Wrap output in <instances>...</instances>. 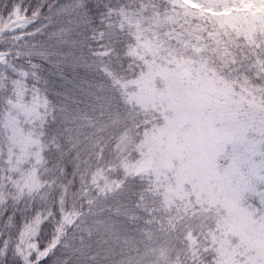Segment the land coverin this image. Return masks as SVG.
I'll list each match as a JSON object with an SVG mask.
<instances>
[{"label": "rangeland", "instance_id": "rangeland-1", "mask_svg": "<svg viewBox=\"0 0 264 264\" xmlns=\"http://www.w3.org/2000/svg\"><path fill=\"white\" fill-rule=\"evenodd\" d=\"M241 2L254 6L255 0ZM111 3L118 8L101 33L106 46L89 62L103 73L92 74L80 86L91 92L77 93L73 109L61 118V129L80 170L88 168V158L93 161L77 177L78 184L102 192L119 178L126 181L118 200L117 195H99L95 211L65 236V245L76 252L69 264H174L181 253L205 251L207 264H264L262 61H239L244 68L239 73L222 69L208 59L213 52L203 56L200 37L189 41L186 36L181 46L175 45L178 39L165 19L147 14L143 5ZM169 3L196 9L190 0ZM84 20L82 15L76 22ZM247 31L248 38L241 33L250 45L253 40L264 46V25ZM224 47L219 52L229 54ZM234 60L230 56L226 61ZM16 73L0 113V202L29 196L41 187L43 174L54 169L43 165L45 101L36 90L25 98V72ZM87 152L90 157L84 159ZM58 204L55 235L70 223L69 213L76 207L64 209L62 199ZM12 206L18 209L16 200ZM49 213L26 216L18 231L19 252L36 248L41 214L46 218ZM59 259L64 260L61 252L53 257Z\"/></svg>", "mask_w": 264, "mask_h": 264}, {"label": "trees", "instance_id": "trees-1", "mask_svg": "<svg viewBox=\"0 0 264 264\" xmlns=\"http://www.w3.org/2000/svg\"><path fill=\"white\" fill-rule=\"evenodd\" d=\"M112 1L0 0V113L5 109L3 101L11 95V81L17 77L16 71L21 69L25 72V98L30 97L36 90L42 94L45 101L46 116L40 125L43 142L46 144L43 165L54 168L51 173L43 174L44 181L37 191L18 200L8 196L0 202V264L71 263L74 257L71 253L75 251L65 245V236L73 231L74 225L81 217L85 218L86 213L90 215L95 211L100 200L99 195L112 194V198L117 195L114 199L118 200V191L125 179H117L115 186L102 192L94 189L92 184H78L77 177L84 176L93 161L88 158L90 154L85 153L84 159L87 157L88 163L84 165L88 168L80 170L81 165L75 163L70 139L63 136L61 129V118L73 109V100L76 99L77 93L83 90H86L85 94L91 92L87 90V86L85 89L80 86L88 83L92 74L103 73L97 64L89 65V62L97 58L96 55L105 48L103 45L106 46V36L104 32L101 33L105 23L113 19L114 10L118 8ZM115 1L132 8L143 5L141 8L148 11L147 14L162 22L165 19L170 34L178 39L177 43L174 42L175 45L181 46L186 40L182 39L186 36L192 39L189 41L196 40V36L200 37V42L205 44L203 56L213 52L209 54L208 59L214 61L213 63L222 64V69L230 67L239 73L244 70L239 61L257 59L261 60L264 66V46L261 47V44H257L259 41L253 40L250 41L255 44L250 45L241 32L222 28L216 14H210L206 8L191 9L186 5L180 8L175 3H169V0ZM54 6L62 9L53 13L50 9ZM261 6H264V0H255L254 11ZM82 15L86 20L82 23L76 22ZM58 22H61V25L56 26ZM119 38L122 39L121 36ZM214 38L225 42H214ZM231 38H234L236 43L233 44ZM228 41V47H224ZM220 45L229 49V54H221ZM254 51L257 53L254 54ZM230 56L235 60L228 65L226 60ZM83 58L84 64L81 65ZM103 60L106 59L102 58V64ZM85 99L89 100L86 97ZM68 129L66 134L71 133ZM70 193H73L72 199L69 197ZM59 198L62 199L61 206L64 209L70 204L76 207L69 213L70 223L64 229H59V233L55 235ZM15 200L18 203L17 210H13L12 206ZM81 206L87 210L80 212ZM42 210H50V213L46 218L41 214L43 223L40 224L35 238L36 248L31 252H19L16 244L22 222L28 214L34 215ZM40 250L45 251L43 256L38 254ZM58 252L64 255L62 262L60 259L56 262L53 260ZM207 260L209 261L207 251L193 256L181 253L174 264H207Z\"/></svg>", "mask_w": 264, "mask_h": 264}, {"label": "snow or ice", "instance_id": "snow-or-ice-1", "mask_svg": "<svg viewBox=\"0 0 264 264\" xmlns=\"http://www.w3.org/2000/svg\"><path fill=\"white\" fill-rule=\"evenodd\" d=\"M190 5L200 10L207 8L210 14L215 13L219 17L222 28H232L238 33L243 31L246 38L251 35L248 29L254 31L257 23L264 25V6L253 11V5L241 0H205L203 4L199 0H190Z\"/></svg>", "mask_w": 264, "mask_h": 264}]
</instances>
